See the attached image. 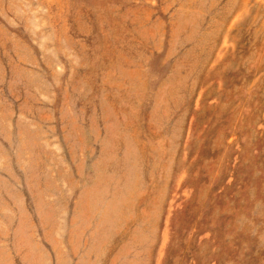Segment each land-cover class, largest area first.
<instances>
[{
  "label": "rangeland",
  "instance_id": "1",
  "mask_svg": "<svg viewBox=\"0 0 264 264\" xmlns=\"http://www.w3.org/2000/svg\"><path fill=\"white\" fill-rule=\"evenodd\" d=\"M0 264H264V0H0Z\"/></svg>",
  "mask_w": 264,
  "mask_h": 264
}]
</instances>
